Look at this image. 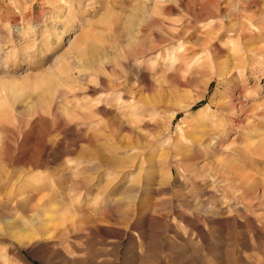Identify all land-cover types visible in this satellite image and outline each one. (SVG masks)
I'll use <instances>...</instances> for the list:
<instances>
[{"label": "rangeland", "instance_id": "374dc122", "mask_svg": "<svg viewBox=\"0 0 264 264\" xmlns=\"http://www.w3.org/2000/svg\"><path fill=\"white\" fill-rule=\"evenodd\" d=\"M261 140L264 0H0V264H264Z\"/></svg>", "mask_w": 264, "mask_h": 264}, {"label": "bare ground", "instance_id": "6f19581e", "mask_svg": "<svg viewBox=\"0 0 264 264\" xmlns=\"http://www.w3.org/2000/svg\"><path fill=\"white\" fill-rule=\"evenodd\" d=\"M143 50V49H142ZM140 51V50H139ZM228 66V65H227ZM224 68H226V67H224ZM229 68V67H228ZM231 69V68H230ZM233 70V69H232ZM135 96V95H134ZM133 98V97H132ZM200 96L198 97V99L197 100H200ZM134 100L135 99H133V102H134ZM220 106H218L217 108L219 109V110H224V111H226V110H228V107H226V106H224V105H222V104H219ZM192 106H187V107H184L183 109L186 111V110H189L190 108H191ZM233 108L234 107H232V111H233ZM219 110H217V111H219ZM231 110V109H230ZM178 112H176L175 113V115H173V117L172 118H174L175 116H176V114H177ZM189 128V127H188ZM198 128V127H197ZM224 131V130H223ZM190 132V131H189ZM187 135H188V132L186 133ZM223 134H225V135H227V131H225V132H223ZM191 135V134H190ZM190 135H188V137H190ZM262 141V140H261ZM260 144H262L263 146H264V141H262V143H260ZM220 145V144H219ZM261 146V145H260ZM246 148V147H245Z\"/></svg>", "mask_w": 264, "mask_h": 264}]
</instances>
